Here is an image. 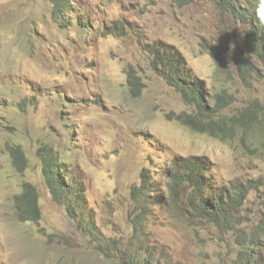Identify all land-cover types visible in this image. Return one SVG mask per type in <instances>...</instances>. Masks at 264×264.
Listing matches in <instances>:
<instances>
[{
  "label": "rangeland",
  "instance_id": "1",
  "mask_svg": "<svg viewBox=\"0 0 264 264\" xmlns=\"http://www.w3.org/2000/svg\"><path fill=\"white\" fill-rule=\"evenodd\" d=\"M51 8L49 0H0V264H124L105 258L80 219L54 200L42 173L43 144L84 187L80 216L98 228L104 245L113 239L135 255L132 192L145 173L158 190L146 223L156 264H230L238 251L233 232L170 202L167 172L178 158L204 157L216 186L253 182L240 211L250 232L263 214L264 159L239 139L221 141L182 125L178 116L193 108L156 73L147 48L178 49L210 96H231L224 110L230 115L264 106V65L244 79L234 62L237 48L252 64L258 59L247 51L246 26L213 0H77L66 27ZM218 48L222 60L213 55ZM131 68L142 80L138 96ZM8 145L25 151L24 171L13 165ZM25 183L39 193L38 221L22 220L17 208ZM258 259L264 264V246Z\"/></svg>",
  "mask_w": 264,
  "mask_h": 264
},
{
  "label": "trees",
  "instance_id": "2",
  "mask_svg": "<svg viewBox=\"0 0 264 264\" xmlns=\"http://www.w3.org/2000/svg\"><path fill=\"white\" fill-rule=\"evenodd\" d=\"M49 1L52 5L53 18L61 27H66L77 0ZM213 1L225 11H230L234 18L246 26L244 37L247 51L251 53V56L253 53L263 59L262 63L256 60V63L252 64L250 60L247 61L246 54L238 53L237 48L233 56L234 62L238 72L246 79L252 76L257 66L264 65V20L260 19L259 22L256 20L260 6L258 2H250V0L246 2ZM82 22L84 20H79L78 24L81 25ZM114 29L119 32L120 26ZM147 51L152 57L151 66L156 73L178 91L186 104L193 108V112H183L178 116L182 125L194 132L207 134L221 141L239 139L246 152L264 159V106L255 102L236 113L230 115L224 113V110L231 105V96L226 90L224 93L210 96L204 89L203 82L187 69L183 55L178 49L161 46L160 43H151ZM213 55L222 60L223 51L218 48ZM128 73L130 85L136 88L134 96H138L140 90L137 91V89L143 87L142 80L135 69L131 68ZM255 132L259 135H255ZM256 137L261 138V141L253 140ZM8 148L13 165L19 171H24L28 164L25 151L20 145H8ZM39 155L42 162V173L52 197L67 209L71 218L80 219L85 230L93 237L98 251L105 258L116 260L117 257L122 259L124 264H156L154 260L157 248L148 243L149 234L146 231V223L148 216L154 214L151 196L158 194V190L152 186L145 173L142 183L132 192L134 207L130 216L136 241L140 244H138L135 255L129 257L131 249L127 248L123 251L113 239L104 245L103 239L101 240L102 233L98 228L94 224L89 225L80 216L82 205L86 202L85 189L75 179L68 178L67 167L60 161L62 158L57 156L48 144L40 146ZM209 170L210 165L204 157L178 158L169 168L166 176V191L171 197L170 202L176 204L181 201L186 206V208H180L181 212L186 211L187 214H192L197 219L205 220L221 231L233 232L238 251L230 264H259V253L264 246V206L257 229L250 232L242 228L240 212L246 203L249 191L256 189V186L253 182L243 185L236 184L233 187L216 186L211 183ZM154 199L160 201L159 198ZM262 201L264 204L263 197ZM16 203L22 220L38 221L41 218L40 196L31 183L23 185ZM220 264H226V262Z\"/></svg>",
  "mask_w": 264,
  "mask_h": 264
},
{
  "label": "clouds",
  "instance_id": "3",
  "mask_svg": "<svg viewBox=\"0 0 264 264\" xmlns=\"http://www.w3.org/2000/svg\"><path fill=\"white\" fill-rule=\"evenodd\" d=\"M255 1L258 2L259 6H260V9L257 10V14H256V20L259 22L260 19H261V20H264V0H255ZM252 55H253V56H256V57L258 58L257 60H258L260 63L263 62V59H262L261 57H259L258 55L253 54V53H252ZM147 229H148V226H147V224H146V231H147ZM147 233H148V232H147Z\"/></svg>",
  "mask_w": 264,
  "mask_h": 264
}]
</instances>
